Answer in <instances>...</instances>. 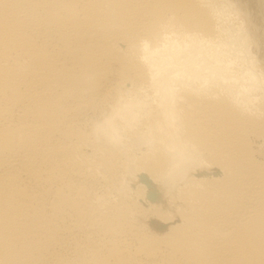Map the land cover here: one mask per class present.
I'll use <instances>...</instances> for the list:
<instances>
[{
    "label": "bare ground",
    "instance_id": "1",
    "mask_svg": "<svg viewBox=\"0 0 264 264\" xmlns=\"http://www.w3.org/2000/svg\"><path fill=\"white\" fill-rule=\"evenodd\" d=\"M239 7L264 60V0ZM169 14L188 29L165 42L181 73L225 75L195 31L211 26L199 0H0V264H264V120L189 97L204 166L179 191L87 136L114 86L141 77L136 39ZM126 169L119 203L92 206Z\"/></svg>",
    "mask_w": 264,
    "mask_h": 264
},
{
    "label": "clouds",
    "instance_id": "2",
    "mask_svg": "<svg viewBox=\"0 0 264 264\" xmlns=\"http://www.w3.org/2000/svg\"><path fill=\"white\" fill-rule=\"evenodd\" d=\"M199 7L211 26L195 31L219 53L227 73L216 78L181 73L165 42L186 34L188 29L175 15L163 16L132 46L141 77L118 82L106 110L89 122L87 130L93 143L130 162L139 157L154 161L156 176L169 191L182 189L190 172L204 166L201 142L185 120L184 106L189 97L220 101L242 116L264 120V60L252 51L254 45L239 0H199ZM91 79V72L85 69L80 80L87 84ZM88 170L104 178L101 164L91 163ZM126 172L117 183L96 193L91 205L103 210L118 204L127 188Z\"/></svg>",
    "mask_w": 264,
    "mask_h": 264
}]
</instances>
